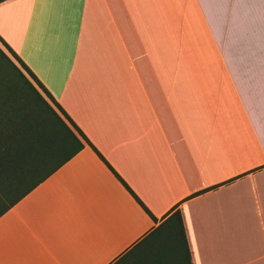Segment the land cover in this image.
Here are the masks:
<instances>
[{"label":"crops","instance_id":"1","mask_svg":"<svg viewBox=\"0 0 264 264\" xmlns=\"http://www.w3.org/2000/svg\"><path fill=\"white\" fill-rule=\"evenodd\" d=\"M216 1L0 4L95 148L0 218V264H116L179 209L194 264H264V38L220 42Z\"/></svg>","mask_w":264,"mask_h":264},{"label":"trees","instance_id":"2","mask_svg":"<svg viewBox=\"0 0 264 264\" xmlns=\"http://www.w3.org/2000/svg\"><path fill=\"white\" fill-rule=\"evenodd\" d=\"M86 145L93 147L0 36V218ZM116 264H194L182 211L174 210Z\"/></svg>","mask_w":264,"mask_h":264},{"label":"rangeland","instance_id":"3","mask_svg":"<svg viewBox=\"0 0 264 264\" xmlns=\"http://www.w3.org/2000/svg\"><path fill=\"white\" fill-rule=\"evenodd\" d=\"M214 5L219 17H211L209 20L220 42L264 38V0H219Z\"/></svg>","mask_w":264,"mask_h":264}]
</instances>
